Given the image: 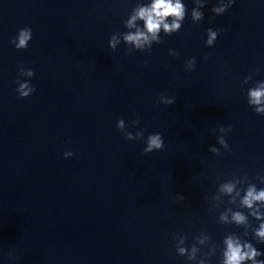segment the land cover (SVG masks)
Returning a JSON list of instances; mask_svg holds the SVG:
<instances>
[{
  "label": "clouds",
  "instance_id": "clouds-1",
  "mask_svg": "<svg viewBox=\"0 0 264 264\" xmlns=\"http://www.w3.org/2000/svg\"><path fill=\"white\" fill-rule=\"evenodd\" d=\"M194 7L191 10V19L193 23H200L204 19V12L201 11L206 4L207 0H193ZM234 0H217L216 6L211 11L215 15L210 17V22H214L215 16L224 14L229 8L232 7ZM187 15L186 5L182 0H150V2H138L132 8L130 15L124 21V27L127 29H135V31H127L115 33L110 36L108 46L115 51L117 45L121 43V37L127 46L128 54H133L136 51L144 52L152 48L153 44L163 43L161 33L165 36H171L177 33L183 25ZM138 21L142 22V26L138 25ZM221 30H213L208 28L206 30L207 39L206 46H214L219 32ZM32 39V30L30 27L20 29L15 38L10 40L17 50L27 49L29 41ZM169 55H179L172 49H169ZM205 60L208 56L205 55ZM147 65V61H145ZM196 67L195 58H190L185 62L184 68L186 71H193ZM259 71V70H257ZM35 75L34 70L24 69L21 67L18 71V77L27 76L32 78ZM252 80L251 76H246L243 84L247 85ZM18 87L17 93L21 98H27L33 94L36 89L28 82L17 79ZM158 102L164 105H173L174 98H170L164 94L158 97ZM247 104L253 111L261 116H264V81H256L255 86L247 91ZM131 125L136 127L139 120H132ZM117 128L123 133L126 140L144 139V131H137L135 134L131 131L125 130V120L119 119L117 121ZM232 130L231 125L228 127H219L218 131L221 133L217 137V142L221 148L230 151L229 144L225 139V135ZM165 147L162 134L151 133L147 136L146 146L143 148L144 154H149L154 151L163 150ZM209 151L216 156L222 155L220 149L211 146ZM64 158H69L74 155L72 151H66ZM261 184H264V176L257 178ZM247 185L246 188H238L237 185ZM219 192L231 196L228 201L229 205L236 204L239 197V207L242 210H233L232 207H227L219 214L218 223L235 225L243 227L244 232L242 235L247 237L249 235L248 229H252L253 239L258 243H264V188H257L256 184L250 182L247 173L242 176H236L219 185ZM235 192V195L232 194ZM243 193V194H242ZM178 200L183 201L184 195H179ZM213 199L219 200L218 196ZM247 210L245 214L244 210ZM249 217L260 221L258 227L252 228ZM175 240L176 252L179 256L185 257L188 262L193 264H209V258L215 255L217 245L212 241V238L206 232L200 233L194 237L195 242L186 247L187 236L184 234L176 233L173 235ZM207 245V252L202 251V247ZM223 247L220 249L221 256L219 264H264V259H258L264 256V252L257 249L253 243L247 239H242L241 235L236 233H228L222 240ZM199 254V255H198ZM11 258V257H10Z\"/></svg>",
  "mask_w": 264,
  "mask_h": 264
}]
</instances>
